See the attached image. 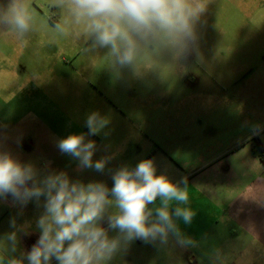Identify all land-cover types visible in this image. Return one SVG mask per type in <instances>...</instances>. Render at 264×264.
Masks as SVG:
<instances>
[{"label":"crops","instance_id":"crops-1","mask_svg":"<svg viewBox=\"0 0 264 264\" xmlns=\"http://www.w3.org/2000/svg\"><path fill=\"white\" fill-rule=\"evenodd\" d=\"M262 4H240L247 15H259L257 20L241 19L234 26L227 22L228 29L235 27L243 36H218L213 38L217 41L206 43L198 32L197 51L186 58L175 60L162 53L153 67L142 68L138 74L121 69L126 81L119 97L98 85L100 92L82 88L92 98L73 100L59 91L54 96L55 86L45 85L51 98L33 100V117L19 115L17 130L1 134L0 148L38 168L49 164L52 170L66 171L72 178L77 161L62 155L56 141L71 133H86V115L99 111L109 119L105 130L109 135L89 137L99 147L94 160L114 155L107 167L115 170L154 158L157 174L166 173L173 182L187 178L188 207L195 215L190 224L177 223L191 243L180 246L170 239L166 247L183 252L210 235H225L218 233L225 228H215L216 224L231 222L237 212L245 214L247 226L264 234V162L259 150V146L264 149ZM253 6L257 8L252 13ZM250 39L258 43L259 65L255 67L253 61L234 65L233 55L245 52ZM75 68L87 70L83 64ZM84 171L86 181H103L111 188L109 173ZM29 204L24 215L38 216L42 208Z\"/></svg>","mask_w":264,"mask_h":264},{"label":"clouds","instance_id":"clouds-1","mask_svg":"<svg viewBox=\"0 0 264 264\" xmlns=\"http://www.w3.org/2000/svg\"><path fill=\"white\" fill-rule=\"evenodd\" d=\"M209 2L52 0L62 13L54 28L58 34H72L83 41L86 51L106 49L104 58L114 69L130 68L138 74L142 68L153 67L162 53L179 60L197 51V25ZM36 27L37 14L30 0L0 3V33L23 39ZM108 124L107 116L90 112L84 121L88 131L58 139L56 147L77 161L78 171L109 173L111 188L103 181L74 180L49 164L38 168L0 148V204L17 209L9 220L10 230L0 236V264H108L135 240L191 243L177 223L190 224L195 215L188 207L187 178L173 182L166 173L157 174L154 158L115 170L107 167L114 155L94 160L99 147L89 137L103 134L106 138ZM29 203L42 211L34 221L39 237L30 250H24L21 237L31 235L33 221L18 223L17 218ZM110 231L117 235L110 236Z\"/></svg>","mask_w":264,"mask_h":264},{"label":"rangeland","instance_id":"rangeland-1","mask_svg":"<svg viewBox=\"0 0 264 264\" xmlns=\"http://www.w3.org/2000/svg\"><path fill=\"white\" fill-rule=\"evenodd\" d=\"M0 3H6V0H0ZM30 3L37 14L36 29L23 39L14 34L0 33V138L2 133L17 130L16 120L19 115L33 117V100L45 96L51 98L49 88L45 85L55 86L57 91L53 88L54 96L59 92L66 93L73 100H88L93 97L89 95L91 93L82 90L86 86L95 92H100L99 86H103L112 91L115 97H119L126 81L123 73L125 69H130L124 68L121 73V69H114L104 58L106 49L86 51L88 45L72 34H58L54 26L61 19L62 13L52 6V0H30ZM246 3L262 4L264 0H210L201 23L197 25V33L205 37L206 43L217 41L213 38L218 36L225 39L242 35L235 27L233 30L228 29L226 24L231 22L233 26L239 25L241 19L257 20L259 15L256 13L252 14L253 17L240 10V4ZM256 8L253 6L252 13ZM257 45V42L250 39L246 49L243 46L245 52L242 55H233L234 65L240 61H253V65L257 67L261 58ZM82 64L87 66L86 72L76 70L75 66L81 68ZM255 141L256 138L252 143ZM84 174L85 171L74 169L72 179L87 183L89 181H86ZM16 214V208L0 204V236L10 230L9 220ZM36 217L38 216L23 213L17 218L18 223L33 221L31 235L21 237L20 246L24 250H30L39 237L34 225ZM244 217L245 214L237 212L231 222L226 224L224 220V225L218 222L215 228H225L218 230V233L224 232L225 235H210L206 237L209 241L202 239L199 245L183 252L176 251L171 246L132 241L108 264H264V234L247 226ZM104 226L107 227L106 224ZM109 235L115 236L117 233L110 231ZM223 242L227 244L223 246ZM53 264L56 262L53 261Z\"/></svg>","mask_w":264,"mask_h":264},{"label":"trees","instance_id":"trees-1","mask_svg":"<svg viewBox=\"0 0 264 264\" xmlns=\"http://www.w3.org/2000/svg\"><path fill=\"white\" fill-rule=\"evenodd\" d=\"M256 141L258 142L259 140L257 139V137H256ZM259 150L261 151V153H260V156H261V159L263 160V155H264V149L263 148H261V146H259Z\"/></svg>","mask_w":264,"mask_h":264},{"label":"built area","instance_id":"built-area-1","mask_svg":"<svg viewBox=\"0 0 264 264\" xmlns=\"http://www.w3.org/2000/svg\"><path fill=\"white\" fill-rule=\"evenodd\" d=\"M262 158H263V162H264V155H263V157H262Z\"/></svg>","mask_w":264,"mask_h":264}]
</instances>
